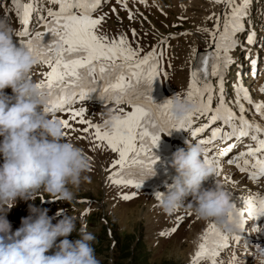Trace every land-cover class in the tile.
Segmentation results:
<instances>
[{
  "label": "snow or ice",
  "instance_id": "obj_1",
  "mask_svg": "<svg viewBox=\"0 0 264 264\" xmlns=\"http://www.w3.org/2000/svg\"><path fill=\"white\" fill-rule=\"evenodd\" d=\"M49 2L58 5V10L49 8L46 17L41 15L37 23L42 22L45 32H35L33 35L28 26L33 2L21 4L20 0H12L23 29L17 36L27 38L20 41V46L26 47L39 63L47 65L50 69L44 74L46 80L38 82L37 86L47 90L49 106L54 116L57 112L67 114V119H60L64 129L75 131L70 121L86 125L83 132L91 133L89 137L92 143L91 150L106 147L116 154L108 169L110 173L108 180L111 183L141 188L143 181L154 175L153 168L157 158L153 149L158 145L161 134L167 135L173 129H183L190 130L191 135L197 137L204 131V127H193L194 116H209V124L221 121L231 129L230 132L222 133L219 128H212L210 138L199 140V144H211L217 139L226 141L235 138L239 141L242 138H250L256 147L248 145L246 152L235 159H229L227 163L234 164L240 172H247L252 181L264 178V139L260 138L264 136V127L250 123L245 118V108L240 102V91L236 93L239 116L227 106L222 91L213 110L210 107L213 93L208 83L209 77H218L222 89L223 74L231 63L229 52L237 44L235 36L243 29L242 18L246 15L245 9L250 0H242L241 4L235 6L234 0H213L214 3H224L226 7L231 8V12L224 16L222 31L219 18L212 30L204 29L213 41L214 51L210 56L207 54L201 56L200 65L194 66L190 73L186 96L195 103L196 111L179 124L172 121L169 116L170 102L156 104L150 94L152 84L160 73L163 49L158 53L154 47L151 52L141 57L140 49L134 50L123 35L110 40L106 35L98 34L97 30L103 17L94 18L93 12L99 8L103 0H49ZM118 2L122 3V0ZM122 7L126 5L122 3ZM46 34L54 37L48 45L43 43ZM248 42H253L251 34ZM160 44L166 45L167 40L162 39ZM252 63L255 64V61ZM241 91L244 92L243 99L251 103L248 92L243 89ZM260 91L264 92V85ZM93 93L98 94L103 104L106 102H113L117 106L127 104L131 110L125 112L118 109L111 121L110 130L107 120L103 121V125L92 124L84 119L85 109L83 107L75 109L73 105L78 100L85 102ZM255 109L264 118V103L256 104ZM231 147L230 145L229 151ZM205 152V164L215 168L219 175V163L208 159L207 150ZM226 154L221 150L220 156ZM122 198L128 200L133 196L124 195ZM155 198L158 200L159 195L155 194ZM261 214H264V197L248 201L247 209H236L238 227L243 229L245 216L257 217ZM229 219L232 217L229 216ZM172 231H175V228ZM240 239V236L234 237L237 242ZM227 247V237L218 231L215 225H209L196 257L198 260L201 257H216L220 249Z\"/></svg>",
  "mask_w": 264,
  "mask_h": 264
},
{
  "label": "rangeland",
  "instance_id": "obj_2",
  "mask_svg": "<svg viewBox=\"0 0 264 264\" xmlns=\"http://www.w3.org/2000/svg\"><path fill=\"white\" fill-rule=\"evenodd\" d=\"M253 1L250 0L246 6L247 18L242 21L243 29L235 36L237 44L234 48L244 49L241 46L243 30L252 28L256 32L263 29L256 20L252 19L254 15L249 13V7H255ZM122 3L126 7H122ZM122 3L118 0L105 1L106 8H101L102 12L95 17L96 13L93 15L94 18L103 17L97 30L98 34L106 35L110 40L118 39L120 35H123L134 50L140 49L141 57L151 52L154 47L158 53L163 49L160 73L153 82L150 93L153 95V102L162 104L176 93L186 96L190 81L189 53L193 51L194 54L196 50H204L213 45L209 33L204 29L212 30L217 23V18H219V25L222 29L224 16L231 12V8L226 7L224 3H214L213 0H144L143 3L141 0H122ZM241 3L242 0H234V6ZM4 7L11 8L7 0H0V10ZM262 7L264 4H258L253 10H262ZM45 14L47 11L44 16ZM130 14L131 18H129ZM133 31L135 36H133ZM182 33H187V35H182ZM162 39L167 40L166 45L160 44ZM235 51H230L229 55ZM237 65L238 62L233 64L228 72H236ZM49 70L47 66H35L30 73V79L37 83L44 81L46 80L44 74ZM232 76L234 73L228 76L226 72L223 75L222 89L219 78H215V83L212 84V87L215 88L212 89V93L217 90L216 93L220 96L222 91L227 106L239 116L240 112L234 96L236 98L237 91L246 90L251 103L243 99L244 93H240L242 98L240 102L245 108L244 116L250 123L264 127V118L255 109L256 104L264 103V97L258 96L257 93L261 85H257V87L253 85L248 89L241 88L242 85L236 84ZM5 91L10 94L7 89ZM106 103L110 104L111 102ZM109 104L103 105L101 101L83 106L85 109L84 119L92 124L103 125L105 114L109 110L114 114H117L118 109H123L125 112L131 110V108ZM58 118L67 119L68 116L64 114ZM70 123L75 131L64 129L66 138L84 150L90 157L91 164L86 173L89 179L82 182L79 189L75 191L74 199L68 203L70 207L66 209V214L75 219L78 228L83 224L88 231L95 235L96 240L93 247L99 264H108L107 262H111V260L114 264H130L133 263L131 260L134 259L133 253L140 254V263L138 264H194V262L195 264H245L243 260L232 259L233 255L231 258L229 257L230 253L236 254L238 248V246L231 245L221 251L220 263H216L213 258L201 257L199 260L192 258V255L195 256L193 253L194 240L202 237L205 230L208 232L209 225L214 224L195 217L187 205L179 210V214L163 212L155 199V194L166 192V186L161 185V181L155 174L147 177L139 189L114 185L111 182L107 186L102 182L103 169L111 165L116 154L106 147L97 148L95 151L91 150L92 143L89 139L91 133L83 132L86 125L75 121H70ZM166 142L160 140L153 149L156 158L163 155L168 149V158H170L172 154L169 155V153L176 151L175 147L183 148L176 143ZM159 166L161 167V165ZM158 168L154 166L153 171H160L161 169ZM171 179L166 178L164 181L170 185ZM105 180H107V176ZM221 181L226 182L224 188L232 197L235 207L243 209L241 206L245 205L247 209L248 201L258 199L250 198V195L255 194V190L253 189L250 193L249 187L240 185L243 184L241 182L238 184L233 180L227 182L224 177L221 178ZM214 186L203 187L209 189ZM107 192H109L108 195ZM40 194L49 197L46 193ZM124 195H131L133 198L125 200L122 198ZM239 196L246 197L247 202L239 204ZM188 199L191 200V197ZM26 213V209L20 207L17 210H11L6 218L12 227L17 229L20 226L21 218L28 216ZM173 228L175 231H172ZM68 238L71 241L78 237L76 233H73ZM126 245L130 247L128 252H131L129 256L124 257L122 250L124 253ZM252 254L255 255V253Z\"/></svg>",
  "mask_w": 264,
  "mask_h": 264
},
{
  "label": "clouds",
  "instance_id": "obj_3",
  "mask_svg": "<svg viewBox=\"0 0 264 264\" xmlns=\"http://www.w3.org/2000/svg\"><path fill=\"white\" fill-rule=\"evenodd\" d=\"M14 40L15 30L0 19V264H99L95 235L83 224L78 228L72 216L57 219L47 208L29 204V215L21 218L16 230L6 218L18 200L34 202L39 193L70 203L89 179L91 164L84 150L66 138L60 119L51 112L48 92L30 79L37 59ZM166 101L171 120L178 124L196 111L195 103L179 93ZM114 116L111 110L105 114L109 125ZM203 153L201 144L188 139L172 154L170 167L176 175L166 192L156 193L158 205L165 213L187 205L195 217L213 223L225 237L240 234L228 191L216 181L214 188L203 187L215 176ZM73 233L78 238L70 241ZM254 248L255 264H264V245L256 243Z\"/></svg>",
  "mask_w": 264,
  "mask_h": 264
},
{
  "label": "bare ground",
  "instance_id": "obj_4",
  "mask_svg": "<svg viewBox=\"0 0 264 264\" xmlns=\"http://www.w3.org/2000/svg\"><path fill=\"white\" fill-rule=\"evenodd\" d=\"M43 32H45V29H43ZM46 35H50V34H46ZM189 59H190V61L192 60V57H193V51H191L190 53H189ZM188 57V56H187ZM188 61V60H187ZM179 63V62H178ZM241 96V95H240ZM240 99H242L241 97H240ZM183 148H184V146H182ZM171 159H172V156L170 157V158H168V161H171ZM171 163V162H170ZM162 164H164V163H162ZM161 167H162V165H161ZM158 169H161L160 167L158 168ZM157 169V170H158ZM252 191H253V188L252 187H249V192L250 193H252ZM232 198V197H231ZM251 198V197H250ZM232 200V199H231ZM234 200V199H233ZM232 202H234V201H232ZM241 208H243V209H246V207H245V205H242L241 206ZM247 219V216H245V220ZM246 224H247V221H246ZM207 232V230H205L204 231V235L202 236V237H199V238H197V239H195V241H194V245H195V248H199V246L204 242V239H203V237L205 236V233Z\"/></svg>",
  "mask_w": 264,
  "mask_h": 264
},
{
  "label": "water",
  "instance_id": "obj_5",
  "mask_svg": "<svg viewBox=\"0 0 264 264\" xmlns=\"http://www.w3.org/2000/svg\"><path fill=\"white\" fill-rule=\"evenodd\" d=\"M214 51V48L213 47H210L208 48L207 50L205 51H198L196 54H195V57H194V60H193V63H192V66H191V71L194 70V66H197V65H200L201 61H200V57L207 54V55H211V52ZM191 73V72H190ZM214 76H211L209 77V81H211L213 79Z\"/></svg>",
  "mask_w": 264,
  "mask_h": 264
},
{
  "label": "trees",
  "instance_id": "obj_6",
  "mask_svg": "<svg viewBox=\"0 0 264 264\" xmlns=\"http://www.w3.org/2000/svg\"><path fill=\"white\" fill-rule=\"evenodd\" d=\"M125 243H127V242H125ZM126 248H125V250H124V253H123V250H122V254H124V257H127V256H129V254H130V252H128V248H130L129 246H125ZM133 256H134V259H131V260H133V263H130V264H138V263H140V254H138V253H133ZM131 258H132V256H131ZM112 264H114L113 262H112Z\"/></svg>",
  "mask_w": 264,
  "mask_h": 264
}]
</instances>
